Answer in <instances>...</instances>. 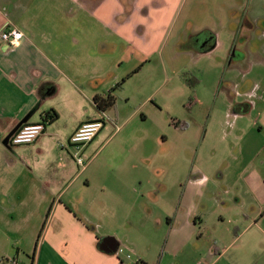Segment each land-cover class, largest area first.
<instances>
[{"label": "crops", "instance_id": "obj_1", "mask_svg": "<svg viewBox=\"0 0 264 264\" xmlns=\"http://www.w3.org/2000/svg\"><path fill=\"white\" fill-rule=\"evenodd\" d=\"M246 6L247 0H0V34L15 27L25 36L14 47L0 40V166L6 165L0 169V228L25 214L24 236L32 222L37 237L33 248L17 244L23 260L21 250L14 253L17 237L0 236V264H127L126 254L146 264H264V164H255L260 151L245 153L249 140L240 118L209 125L189 171L182 153H157L156 131L145 128L148 117L140 109L126 116L116 105L107 115L94 104L125 76L127 82L141 72L142 63L165 59L166 50L173 63L205 53L218 29L234 24ZM202 35L212 45H197ZM235 96L233 115L246 117L252 109L246 95ZM51 110L58 120L33 144L4 148L20 122L30 116L24 125L41 123ZM103 114L109 121L82 148L81 167L70 139ZM63 119L70 123L65 129ZM260 119L264 131V109ZM228 136L237 154L223 166L216 151ZM49 140L67 154L44 155ZM226 177L231 185L224 189ZM156 231L165 240L152 260L139 247ZM105 238L124 253L103 251Z\"/></svg>", "mask_w": 264, "mask_h": 264}, {"label": "rangeland", "instance_id": "obj_2", "mask_svg": "<svg viewBox=\"0 0 264 264\" xmlns=\"http://www.w3.org/2000/svg\"><path fill=\"white\" fill-rule=\"evenodd\" d=\"M236 17L234 24L230 23L218 29L217 36H214L216 43L212 48L206 49L205 53L201 52L194 58H182L179 62L173 63L169 51L166 50L165 54L168 58L156 57L153 61L142 63L144 67L141 72L128 80L124 88L117 92V110L129 116L140 109L142 115L148 117L145 128L150 129L151 132L156 131L159 139L157 153L169 152L174 156L182 153L183 157L188 159L189 171L202 154V143L209 125L231 123L237 118H240L239 120L247 127L245 137L249 140V145L245 153L248 151L256 154L260 151L261 154L255 164L260 167L264 164V131L260 130V125L263 123L260 119L261 110L264 109V100H262L264 98V0H247L246 10L238 13ZM197 19L202 20L203 17L198 14ZM209 45H212L211 42L206 43V46ZM185 76L196 79L197 84L194 88L185 83ZM127 77L125 76L124 79ZM235 93L245 94L243 99H247V106L248 103L251 105V112L245 114L246 117L233 115L236 114L237 105L234 100L239 99ZM115 110L116 108L110 109L106 114L112 115ZM65 114L67 120L73 117L70 111ZM142 115L137 117L138 121L141 120ZM65 122L68 123L63 119L59 126L65 129V125H62ZM227 133L228 128L223 135ZM164 139H169V143L166 145L161 143ZM229 139L228 136L222 149L216 151L223 157V166L229 164L228 156L237 154L233 146L227 144ZM2 148L0 147V154L5 153ZM11 149L14 151L13 148ZM43 154L54 160L67 153L66 149L59 148L55 141L49 140ZM84 156L87 157L88 154ZM33 163L31 161V164ZM4 168L6 165L0 166V169ZM26 178L29 186L34 184L31 174ZM230 180L228 177L222 179L221 184L224 189L231 185ZM32 213H35L34 210H31L27 216L30 221L33 219ZM22 216H18L15 222L12 221L8 228H0L1 237H5L8 233L17 237L14 242L15 254L21 250L17 245L19 242L30 249L34 247L37 238L31 232L32 222L29 225V236H24ZM7 218L10 219L8 215ZM228 227L226 224L223 228ZM6 229L9 232H6ZM148 237L146 239L148 241L142 243L139 249L150 259L156 260L159 258L165 234L156 231L150 233ZM121 248L126 250L123 246ZM22 249L21 258L26 260L24 247Z\"/></svg>", "mask_w": 264, "mask_h": 264}, {"label": "built area", "instance_id": "obj_3", "mask_svg": "<svg viewBox=\"0 0 264 264\" xmlns=\"http://www.w3.org/2000/svg\"><path fill=\"white\" fill-rule=\"evenodd\" d=\"M24 33L15 27H9L1 32L0 40L8 47H14L20 44L24 39ZM109 118L104 114L101 119L82 124L70 139V144L78 149L76 162L79 166L85 167L86 161L82 157V148L89 144L96 135L104 128L105 122ZM46 128L42 123L23 125L11 138L10 143L16 146L33 144L44 132ZM119 253H124L119 249ZM127 264H139L134 262L131 254H126ZM17 264V261H13Z\"/></svg>", "mask_w": 264, "mask_h": 264}, {"label": "trees", "instance_id": "obj_4", "mask_svg": "<svg viewBox=\"0 0 264 264\" xmlns=\"http://www.w3.org/2000/svg\"><path fill=\"white\" fill-rule=\"evenodd\" d=\"M184 81L188 86H190L191 88H194L195 84L192 83V78L185 76ZM125 82H126V79H124L123 81L118 83L109 92L102 94V95H98L94 98V104H95V106L99 112L106 113L108 110L114 109L116 107L117 92L122 90ZM58 118H59L58 113L55 110H51V111L45 113V115L42 118L41 123L46 128L47 125H50V124L56 122L58 120ZM13 261H15V260H7L6 262H8L9 264H14ZM139 264H146V263L140 261Z\"/></svg>", "mask_w": 264, "mask_h": 264}, {"label": "water", "instance_id": "obj_5", "mask_svg": "<svg viewBox=\"0 0 264 264\" xmlns=\"http://www.w3.org/2000/svg\"><path fill=\"white\" fill-rule=\"evenodd\" d=\"M206 44H204L203 46L205 47ZM30 116H28L27 118H25L22 122H20L16 128L5 138L3 144L5 146H9L10 140L13 137V135L25 124L27 123L28 119ZM100 248L107 252V253H116L119 250V244L118 242H116L115 239L113 238H105L101 241L100 244Z\"/></svg>", "mask_w": 264, "mask_h": 264}, {"label": "flooded vegetation", "instance_id": "obj_6", "mask_svg": "<svg viewBox=\"0 0 264 264\" xmlns=\"http://www.w3.org/2000/svg\"><path fill=\"white\" fill-rule=\"evenodd\" d=\"M211 38H209V36H200L198 39H196V44L197 45H201V44H203L204 45V43H207V42H210L209 40H210Z\"/></svg>", "mask_w": 264, "mask_h": 264}]
</instances>
